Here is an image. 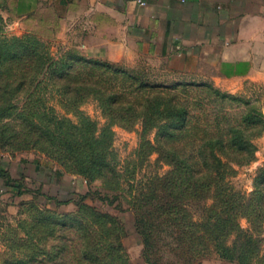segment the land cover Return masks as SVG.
Returning <instances> with one entry per match:
<instances>
[{
  "label": "rangeland",
  "instance_id": "obj_1",
  "mask_svg": "<svg viewBox=\"0 0 264 264\" xmlns=\"http://www.w3.org/2000/svg\"><path fill=\"white\" fill-rule=\"evenodd\" d=\"M39 2L0 0V37L27 36L37 40L42 52L51 58L76 51L87 58L114 62L122 72L113 73L112 68L76 63L69 75L77 76L85 87L64 94L62 78L50 67L38 72L33 82H30V74L27 75L9 95L12 103L9 115L0 120V169L4 172L0 177L6 175L11 180L5 188L0 186V264L4 257H8L10 264H87L80 257V233L71 225L79 216L89 221L97 219L103 225L87 239L103 238V232L118 235L130 264H147L134 224L132 203L139 191H146L151 177L169 169L164 150L170 143L158 126L145 127L142 115L132 116L133 124L121 123L125 118H116L115 122L100 94L88 86L100 78V84L113 90V85L128 83L124 78L128 71L168 85L186 80L173 79L164 72L162 61L153 57L123 62L88 57L68 34L58 37L60 27L53 19V10ZM10 78L17 76L10 74ZM202 82L205 85L176 91L180 101L192 106V120L199 121V129H192L190 133L224 134L227 123H238L245 112L258 120L256 125L245 129L254 148L252 159L232 164L233 172L227 179L233 192L247 198L264 170V83H244L241 89L225 90L208 80L196 83ZM214 88L229 96L222 97ZM66 96L71 99L69 106ZM82 120L90 123L89 131L81 137L72 126ZM210 121L218 122V128L206 126ZM67 150L87 159L93 157L87 172L72 166L62 156ZM36 169L42 172L40 178ZM46 174L50 175L49 179L44 178ZM62 179H66V184L57 183ZM37 208L45 210L50 223L55 225L52 234L41 233L37 239L36 244L47 254L20 262L9 250V246H15L9 244L7 237H13L14 232L8 233L6 228L12 227L19 237H27L23 229L31 222L28 214ZM94 211L106 213V216H97ZM21 221L27 223L23 225L22 222L23 229ZM239 222L243 229L249 228L245 217ZM40 228L45 229L44 226ZM262 232L264 236V224ZM35 236L32 241L36 240ZM233 238L231 236L230 240ZM20 247L18 255L25 259L22 251H27V247ZM216 258L220 257L209 254L196 264Z\"/></svg>",
  "mask_w": 264,
  "mask_h": 264
},
{
  "label": "trees",
  "instance_id": "obj_2",
  "mask_svg": "<svg viewBox=\"0 0 264 264\" xmlns=\"http://www.w3.org/2000/svg\"><path fill=\"white\" fill-rule=\"evenodd\" d=\"M76 63L107 70L112 68L113 73L122 72L114 62L87 58L76 51L57 59L51 58L42 52L37 40L27 36L0 37V120L9 115L8 109L12 105L9 95L29 74L30 82H33L38 72L53 67L54 73L64 82V94L69 90L81 91L85 87L84 82L69 75ZM10 74L17 78L11 79ZM124 78L128 83L113 85V90L100 84V78L88 87L100 94L115 122L116 118H125L120 122L133 124L132 116L142 115L144 126H158L170 143L164 150L169 169L162 175L151 177L146 191H139L132 203L134 224L147 264H196L213 253L236 264H264V170L247 198L233 192L227 180L233 172L232 164L252 159L254 148L251 137L245 135V129L256 125L258 120L250 112H245L238 123H227L224 134L213 131H205L201 135L190 133L192 129H199V121L192 120V106L180 101L176 91L205 85L203 82L182 81L168 85L150 81L132 71H128ZM214 91L224 98L229 96L215 88ZM65 99L69 106L70 97ZM89 123L82 120L72 129L77 130L81 137L85 136ZM212 125L219 126L218 122L214 124L211 121L206 126ZM62 156L84 173L93 159L69 150ZM0 174H4L1 169ZM10 181L8 176L2 175L1 188L9 185ZM44 211L37 208L28 214L31 222L26 229L22 226V222L27 224L26 221H21L27 237H19L12 227L6 228L8 233L14 232L13 237L8 236L7 240L15 246H9L12 257L19 258L20 262L47 254L36 244L39 234H52L55 228ZM94 214L106 216V213L98 211ZM241 217L247 219L248 229L241 227ZM71 225L80 233V257L87 264H130L118 235L103 232V238L87 239L90 233H97L99 226L103 227L97 219L89 221L79 216L71 221ZM42 226L44 231L40 228ZM34 236L36 240L32 241ZM231 236H234L232 240ZM20 246L27 247V251H22L25 259L18 255L22 250ZM1 264H10L8 257H4Z\"/></svg>",
  "mask_w": 264,
  "mask_h": 264
},
{
  "label": "crops",
  "instance_id": "obj_3",
  "mask_svg": "<svg viewBox=\"0 0 264 264\" xmlns=\"http://www.w3.org/2000/svg\"><path fill=\"white\" fill-rule=\"evenodd\" d=\"M38 2L53 10L58 37L68 34L88 57H153L173 79L208 80L225 90L264 83V0ZM202 264L236 263L216 258Z\"/></svg>",
  "mask_w": 264,
  "mask_h": 264
}]
</instances>
